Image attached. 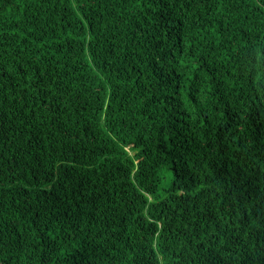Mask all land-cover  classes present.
<instances>
[{"label": "trees", "instance_id": "obj_1", "mask_svg": "<svg viewBox=\"0 0 264 264\" xmlns=\"http://www.w3.org/2000/svg\"><path fill=\"white\" fill-rule=\"evenodd\" d=\"M0 264H264V0H0Z\"/></svg>", "mask_w": 264, "mask_h": 264}, {"label": "rangeland", "instance_id": "obj_2", "mask_svg": "<svg viewBox=\"0 0 264 264\" xmlns=\"http://www.w3.org/2000/svg\"><path fill=\"white\" fill-rule=\"evenodd\" d=\"M169 182H170L169 180H166L164 185H168Z\"/></svg>", "mask_w": 264, "mask_h": 264}]
</instances>
